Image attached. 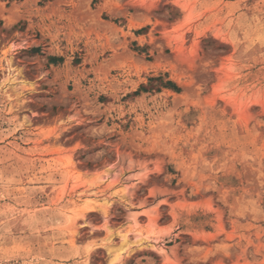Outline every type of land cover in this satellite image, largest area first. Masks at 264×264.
I'll return each mask as SVG.
<instances>
[{
  "label": "rangeland",
  "instance_id": "obj_1",
  "mask_svg": "<svg viewBox=\"0 0 264 264\" xmlns=\"http://www.w3.org/2000/svg\"><path fill=\"white\" fill-rule=\"evenodd\" d=\"M0 264H264V0H0Z\"/></svg>",
  "mask_w": 264,
  "mask_h": 264
}]
</instances>
